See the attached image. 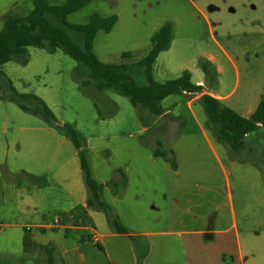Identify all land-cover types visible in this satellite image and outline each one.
Segmentation results:
<instances>
[{
    "label": "rangeland",
    "instance_id": "1",
    "mask_svg": "<svg viewBox=\"0 0 264 264\" xmlns=\"http://www.w3.org/2000/svg\"><path fill=\"white\" fill-rule=\"evenodd\" d=\"M48 1L62 5L66 0ZM32 9L33 0H0V30L8 13L26 15ZM93 14L118 17L109 32L99 30L94 38V51L104 63L129 61L121 58L126 51L134 59L143 57L153 34L169 22L173 38L153 65L155 81L176 78L189 70L192 82L225 95L221 101L245 116L263 98L264 0H93L69 14L67 22L85 24ZM201 58L214 64L215 75L203 71ZM2 70L0 258L15 262L2 264H49L46 249L41 247L49 242L57 247L54 264H61L65 230H42L37 225L74 211L90 195L71 138L63 127L11 101L10 83L17 92L40 96L60 122L72 124L84 135L92 175L104 183L102 199L133 233L137 245L144 232L154 228L152 215L160 213L151 204L167 192L183 220L190 213L197 214L194 229L207 228L218 210L219 228L231 227L225 235L231 255L224 264H264V124L244 136L240 151L232 152L207 126L203 105L193 99L195 93L167 96L162 101L166 114L153 116L148 109L134 107L128 96L105 89L98 93L103 113L113 108L106 99L116 103L117 112L102 118L74 77L75 70L86 76V68L62 49L52 52L29 46ZM135 78L139 84L147 83L142 73ZM25 103L37 105L34 100ZM156 149L168 156L172 153L177 167L165 156H156ZM119 169L127 178L123 186ZM113 181L119 185L115 187ZM128 200H138V209L129 208ZM88 209L87 214L81 213L86 227L84 246L89 257L104 258L89 236L93 229L101 234L112 224L105 212ZM236 232L243 260L238 258ZM208 235L192 238L202 247L199 242Z\"/></svg>",
    "mask_w": 264,
    "mask_h": 264
},
{
    "label": "trees",
    "instance_id": "2",
    "mask_svg": "<svg viewBox=\"0 0 264 264\" xmlns=\"http://www.w3.org/2000/svg\"><path fill=\"white\" fill-rule=\"evenodd\" d=\"M91 1L93 0H66L62 5H52L48 0H33V9L28 14L8 13L4 19V26L0 30V73L3 74L2 66L6 62L11 60L14 55L26 52L29 46H37L52 52L56 49H62L86 68V76H82L75 70L74 77L80 83L84 94L93 100L94 106L102 118L113 116L117 112L116 103L106 99L105 103L111 104L113 108L108 114L103 113L98 93L105 89H114L128 96L134 107L139 110L148 109L153 116L164 114L161 102L167 96L180 92L203 91V85L192 82L189 70H184L180 76L163 82L155 81L153 78V65L159 53L167 50L172 42L173 26L169 22L163 24L153 34L151 47L143 57L134 59L135 55L126 51L121 54V58L129 60L127 62H102L94 51L95 35L99 30L109 32L117 22L118 17L116 15L102 17L99 14H93L85 24H69L67 22L69 14L81 9ZM68 30H72L78 36V41L69 34ZM199 63L207 75L216 74V67L211 61L201 58ZM136 73H142L147 83L139 84L135 78ZM91 86L92 89H90ZM10 88L13 93L9 99L18 103L23 110L41 116L51 125L63 127L65 133L71 138L80 159V167L90 195L85 207L78 206L74 211L64 213L59 217L62 225L69 224L73 218H83L81 213L87 214L86 208H96L106 213L113 231L118 233L129 232L128 228L120 222L114 209L102 199L104 183L99 182L92 175L84 135L72 124L60 122L40 96L17 92L12 83H10ZM31 100L37 103L35 107L25 103ZM200 101L207 115V126L215 130L217 138L226 143L232 152L240 151L244 136L264 124V95L250 116L238 113L219 98L208 93L204 94ZM140 119L144 123L147 122L142 114H140ZM154 154L165 156L173 167H177V162L172 153L168 156L166 152L156 149ZM118 172L123 176L121 184L125 185L127 178L124 172L121 169ZM112 184L117 187L119 182L113 181ZM56 228L59 229L60 227H40L43 230H57ZM41 247L46 249L48 263L54 264L55 249L53 246L46 244L41 245ZM3 261L11 262L13 259L5 258L2 260L0 258V264ZM140 262L141 258L139 259ZM13 263L15 262L13 261Z\"/></svg>",
    "mask_w": 264,
    "mask_h": 264
},
{
    "label": "crops",
    "instance_id": "3",
    "mask_svg": "<svg viewBox=\"0 0 264 264\" xmlns=\"http://www.w3.org/2000/svg\"><path fill=\"white\" fill-rule=\"evenodd\" d=\"M186 93H195L193 99L198 100L200 103L201 97L206 93L220 100L226 97L205 88L202 92ZM189 103H191V100ZM164 114H166V111H164ZM175 182L176 185L179 184L178 180H175ZM173 196L175 198V193ZM127 203L129 208L138 209V200H128ZM78 206L85 207L86 202ZM151 206L158 209L157 211L160 213L152 215L150 223L154 228L144 232L147 233L144 234L146 237L144 236L139 245L136 244L134 238H131L133 233L130 231L118 233L113 231L112 228L103 229L101 234L97 231L101 237L96 245L101 249L100 252L103 253L104 258L99 255H96L95 258L89 257L88 250L84 246L86 227L81 223L84 217L73 218L69 224L62 225L60 228L65 230L66 241L63 244V253L60 256L61 264H138L137 260L140 258L141 262L139 264H224L226 261L229 263L228 255H231V253L226 250L229 247V241L225 238V235L230 232L231 227L227 229L219 228L221 219H218V210L213 212L207 228L194 229L193 226L198 224L197 214L190 213L183 220L181 214L173 209V199L169 197L167 192H164L161 198L156 199L155 204L152 203ZM86 209L88 213L89 209ZM181 226H186V229H180ZM73 230L74 232H72ZM206 233L210 235L200 240L199 244L202 247H197V243L192 236ZM181 234H185V236H179ZM235 234L238 258L243 260L241 240L238 232ZM148 236L150 237L147 238ZM49 244L53 246L54 252L57 253V247L53 243L49 242ZM241 264H244V262L241 261Z\"/></svg>",
    "mask_w": 264,
    "mask_h": 264
},
{
    "label": "built area",
    "instance_id": "4",
    "mask_svg": "<svg viewBox=\"0 0 264 264\" xmlns=\"http://www.w3.org/2000/svg\"><path fill=\"white\" fill-rule=\"evenodd\" d=\"M38 227H44V228H49V227H61L62 223L60 222L59 217L55 218L53 221L51 222H46L45 224H39L37 225ZM100 234L96 231V230H92L90 239L94 242V243H98L100 241Z\"/></svg>",
    "mask_w": 264,
    "mask_h": 264
}]
</instances>
